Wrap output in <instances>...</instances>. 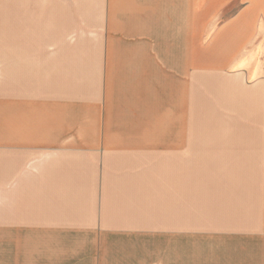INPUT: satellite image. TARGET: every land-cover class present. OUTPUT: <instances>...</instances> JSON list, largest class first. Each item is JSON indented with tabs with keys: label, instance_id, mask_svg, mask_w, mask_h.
<instances>
[{
	"label": "crops",
	"instance_id": "0c3cea01",
	"mask_svg": "<svg viewBox=\"0 0 264 264\" xmlns=\"http://www.w3.org/2000/svg\"><path fill=\"white\" fill-rule=\"evenodd\" d=\"M0 264H264V0H0Z\"/></svg>",
	"mask_w": 264,
	"mask_h": 264
}]
</instances>
